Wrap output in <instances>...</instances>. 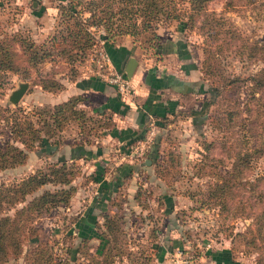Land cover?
<instances>
[{"label": "rangeland", "instance_id": "1", "mask_svg": "<svg viewBox=\"0 0 264 264\" xmlns=\"http://www.w3.org/2000/svg\"><path fill=\"white\" fill-rule=\"evenodd\" d=\"M32 1L0 0V32L26 35L36 43L44 42L48 45L49 39L59 27L57 8L54 20L48 18L46 21L34 16L32 12L38 9V5H33ZM50 1L56 7L60 0ZM188 4V0H177L176 6L184 10ZM206 10L221 15L222 26L224 23H227V27L232 26L234 38L221 41L223 32L209 37L204 33L206 26L198 27L202 15L196 17V23L186 24L181 31L176 30V24H181L178 19L161 18L153 23L155 31L159 27L167 28L171 32L176 31L185 40L189 48L185 61L186 71L191 69L197 76L194 88L197 96L187 95L178 110L165 118L163 127L155 124V116H152L153 119H148L147 116L143 137L122 150L117 140L105 141L107 137L104 139L101 130L99 133L83 135L78 132L76 124L70 122L57 134L60 142L54 150L44 146V143H37L27 151L28 155L23 163L0 169V182L12 183L57 160H72L77 166V172L69 184L65 185L73 187L68 202L44 208L32 220L39 239L48 244L55 259L72 264V250L82 243L81 238L86 239L83 242L88 246L89 253L100 255L105 245L101 246L103 240L90 228L94 221L97 224L102 221L100 206L87 212L90 205L97 201L96 205H101V202L107 204L106 210L109 213L115 211L111 204L118 209L123 230V235H120L123 250L131 253L143 250L151 256L150 264L156 263L161 244L169 248L175 245L185 248L193 255L196 264H207L206 259L210 255L208 251L221 249L225 256L238 264H264V244L257 246L246 242L252 236L256 222H253L252 216L232 217L228 210L226 212L224 208H220L206 193L207 180L214 178L211 174H205H215L218 169L222 172L229 169L234 154L224 157L225 152L220 151L219 146L223 144L230 151L233 148L240 153L246 150L251 152L245 173L247 180L264 175V122L259 118L257 129H248L247 125H242L252 118V113L245 110L247 104L250 103L254 108L252 102L259 95L263 97L260 101L264 102V88L253 92L252 98L251 82L248 79L250 74L264 67V0H231V3L210 0L206 4ZM181 12L185 20L186 13ZM87 15V12L83 13V17ZM44 21L47 22L48 26L45 25L48 31L38 34V27L44 25ZM89 29L93 33L94 42L81 59L69 63L53 54L38 65L37 72L36 69H30L29 79H23L18 73L0 72V104L10 108L17 107L20 109L17 110L19 115H26L37 107L52 106L66 99L68 96L62 97L64 90L77 77L87 75V55L93 46L100 45L99 36L105 35L102 26L92 24ZM126 34L119 36L120 39ZM129 36L142 52L140 37L136 36L134 39ZM16 49L19 50L17 45ZM138 49L136 53L141 56ZM206 50L215 58L210 63L219 66V71L214 75L205 74L202 70L204 62H209L208 58L205 59ZM144 54H148L151 59L148 61L150 66L154 62H164L166 58L164 52L149 50ZM174 58L176 57L173 56L169 61L172 67L177 65ZM165 63L167 61L163 64ZM167 66L169 65L163 66V69L168 68ZM50 75L60 82L61 89L48 91L33 83L40 76ZM223 76L231 81L221 85ZM19 81H27L28 86L19 100L11 103L8 94ZM212 87H218L219 93L206 106V101L213 95ZM79 106L83 108L80 104ZM83 109L94 114L89 109ZM227 109L236 110L238 115L227 120L224 115V110ZM225 121H229L231 126H227L229 122ZM158 134L160 140L157 151L151 150ZM5 141L13 140L9 135L8 125L0 121V145ZM209 141L214 142V147L208 151L205 145ZM79 144L92 150L100 146L99 161L88 157L69 158V148L76 157L78 152L75 147ZM257 149L261 152H257ZM205 152L216 156V159L203 158ZM218 157H224L221 164H218ZM146 158L148 162L145 161ZM98 170L101 176L99 180L96 179ZM262 181L258 187L264 189V180ZM58 186L46 183L34 194L42 189L53 190ZM112 186L115 189L111 193L112 189L108 188ZM136 191H139L138 199L134 197ZM108 193L110 197L106 200L104 196ZM32 195L33 193L27 194L23 202L5 206L0 215L6 212L12 214L15 208L24 204ZM228 209L231 210L232 206ZM247 210L256 211L245 204V211ZM259 239L255 236L256 243L260 242ZM31 245L24 239L21 253L17 256L8 254L0 264H25V251ZM75 256V261H84L80 253H75Z\"/></svg>", "mask_w": 264, "mask_h": 264}, {"label": "trees", "instance_id": "2", "mask_svg": "<svg viewBox=\"0 0 264 264\" xmlns=\"http://www.w3.org/2000/svg\"><path fill=\"white\" fill-rule=\"evenodd\" d=\"M208 1L210 0H188L187 8L190 10L187 8L180 10L176 6L177 0H60L56 4L59 27L49 39L48 45H45L44 42L36 43L26 35L0 32V72L3 74L7 72L18 73L23 79H29L30 69H36L37 72L38 65L53 54L69 63L83 58L94 42L93 33L89 29L92 24L103 27L106 39L114 40L126 33L134 39L136 36L140 37L139 46L144 53L149 50H153L155 53L160 52L156 50L159 38L153 23L161 20V18L166 20L178 19L183 24L182 26H185L196 23L198 19L196 17L202 15L198 27L206 26L204 33L209 37L218 36L223 32L221 41L225 42L234 38L231 32V30L233 31L232 26H225L227 23L222 26L223 18L221 15L206 10ZM225 3H231V0H225ZM181 11L186 13L185 20L182 18L183 12ZM84 12L88 13L85 17H83ZM212 29L216 31L213 32ZM16 45L19 50L16 49ZM205 56L209 62H204L202 70L205 74L214 75L217 70L219 71V66H213L210 63L215 58L209 51L206 50ZM223 78L225 82L222 80L221 85L231 81L224 76ZM248 79L251 82L250 90L253 98V92L261 87L264 88V67L250 74ZM33 83L38 84L42 89L53 92L62 88L60 82L51 75L40 76ZM212 93L211 98L205 103L206 106L213 101L214 96L218 95V87H212ZM83 98L80 94H73L52 106L37 107L30 113L27 112L26 115H19L17 110L20 109L17 107L10 108L0 104V121H4L8 125L9 135L13 140L5 141L4 144L0 145V169L23 163L27 158V151L33 149L37 143H44V146L54 150L60 142L57 134L67 123L74 122L78 132L83 135L99 133L98 131H102V129H108L113 123L111 116L104 112L101 114L87 113L79 106ZM261 98L263 97L260 95L254 97L256 99L255 102H252L254 108L250 103L246 106L245 110L252 113V118L242 125H247L248 129H257L258 123H260L258 122L259 118L260 121L264 122V102L260 101ZM262 108L263 110H261ZM150 113H154V111L150 110ZM224 113L227 120L238 115L237 111L233 109L224 110ZM155 117L159 118L156 124L163 127L166 116L155 115ZM226 125L231 126V123ZM159 140L158 134L150 148L151 150L157 151ZM219 146L220 151L225 152L224 157H229L232 153L234 155H232L227 171L222 172L218 169L215 170V174L205 173L211 174L214 178V180H207L206 193L220 208H224L226 212L229 211L232 217L238 215L252 216L253 222L256 224L252 236L246 242L260 246L261 243L264 244V236L262 237L264 230V189L258 186L262 179L264 180V175L258 176L254 180H247L245 173L248 167V156L251 152L246 150L244 153H240L239 150L234 151L233 148H231L233 151L231 152L225 145ZM205 147L209 151L210 148L214 147V142H207ZM256 151L261 152L259 149ZM224 157L223 159L217 158L218 164L222 163ZM203 158L214 160L216 156L205 152ZM204 164L203 162L202 165ZM76 172L77 166L72 160L61 159L47 164L44 169H36L30 172L16 182H0V212L5 206L23 202L27 194L33 193L31 198L15 208L12 214L6 212L0 215V263L6 260L8 254L19 255L22 251L23 241L27 239L32 245L25 251V264H65L61 259H55L47 247L48 244L39 239L32 220L40 210L68 202L73 187L65 185L69 184ZM97 175L96 179L99 180L101 178L99 170ZM46 183L59 186L53 190L45 188L34 194L41 185ZM138 195L139 191H136L135 199L139 198ZM109 197V195L104 196L106 200ZM245 204L256 211H245ZM110 206L115 207V211L109 213L102 209L100 212L102 221L99 224L94 221L90 227L92 232H96V235L103 240L101 246L105 245L104 249L99 253L100 255L91 254L88 246L83 242L86 239L81 238L80 242L82 243L72 250L70 256L72 264H150L151 256L144 253L143 250L134 253L123 250L121 246L123 240L120 236L123 235L119 221L120 215L117 213L118 209L114 204ZM230 206H232L231 210L228 209ZM77 218L75 223L78 222ZM255 236L260 238V244L256 243ZM214 252L208 251V254ZM75 253H80L84 261H75ZM123 253L125 257H123Z\"/></svg>", "mask_w": 264, "mask_h": 264}, {"label": "crops", "instance_id": "3", "mask_svg": "<svg viewBox=\"0 0 264 264\" xmlns=\"http://www.w3.org/2000/svg\"><path fill=\"white\" fill-rule=\"evenodd\" d=\"M32 2L33 5H38V9L32 12L35 17H40L46 21L48 18L54 20L56 7L50 0H33ZM46 21H44V25H39L38 34L48 31ZM182 25L176 24V30H183L184 26ZM156 29L159 38L156 49L158 48V51L164 52L166 55L164 62L167 61L165 65H169L166 69H163L165 65L162 61L154 62V65L150 66L148 61L151 59L148 54L140 52L138 47H136V43L130 39L128 34L123 35L121 39L116 37L114 40L106 39L102 35L105 38L103 47L117 69L123 71L129 55L134 56L137 60L135 69L130 77L134 91L131 97L121 96L113 85L89 75H81L74 79L64 90V94H62L63 98L73 94H80L84 97L80 103L83 108L89 109L94 114L104 112L110 115L113 123L108 129H103L101 133L104 135V139L107 137L105 141L117 140L122 150H125L124 147L131 145L136 139L143 137L147 116L148 119H153L155 115L170 116L178 110L181 106V101L186 99L187 95L193 94L194 97L197 96L196 89H194L197 77L196 72L191 69L186 71L187 64L185 65V61L189 55V48L185 40L177 35L176 31L171 32L167 28L164 29L162 27ZM137 49L142 57L136 53ZM173 56L176 57L174 58V61L177 62L176 67H172L169 63ZM150 110H153L155 115H152L154 113H150ZM155 118L156 121L154 122L156 124L159 118ZM75 148L77 149L76 152H78L76 157H74L73 150L69 148L71 154L69 158L88 157L95 158L97 161L100 159V146L96 150L86 148L82 144ZM111 185L114 186V184ZM113 186L108 188L109 190L112 189L111 193L115 189ZM96 204L97 201L93 205L91 204L87 212L98 206H100L99 209L101 211L102 209L106 210L108 206L102 202L101 205ZM167 249H170L169 246L166 247L161 244L155 264H161L165 257V252L168 251ZM214 251L206 259L207 264H238L225 256V253H222V249Z\"/></svg>", "mask_w": 264, "mask_h": 264}, {"label": "built area", "instance_id": "4", "mask_svg": "<svg viewBox=\"0 0 264 264\" xmlns=\"http://www.w3.org/2000/svg\"><path fill=\"white\" fill-rule=\"evenodd\" d=\"M104 38L99 36L100 45L93 46L88 53L87 75L96 77L115 87L116 91L124 97H131L133 87L123 71L117 69L103 47ZM161 264H196L193 255L185 248L175 245L170 248Z\"/></svg>", "mask_w": 264, "mask_h": 264}, {"label": "water", "instance_id": "5", "mask_svg": "<svg viewBox=\"0 0 264 264\" xmlns=\"http://www.w3.org/2000/svg\"><path fill=\"white\" fill-rule=\"evenodd\" d=\"M136 63H137V60L134 56L129 55L127 57V60H126L124 67H123V71H124V74L128 78L131 77V75L135 69ZM27 86H28L27 81H19L17 83V86L9 92L8 100L11 103H16L19 100V98L21 97V95L24 93V91L26 90ZM145 161L148 162V159L146 158Z\"/></svg>", "mask_w": 264, "mask_h": 264}]
</instances>
